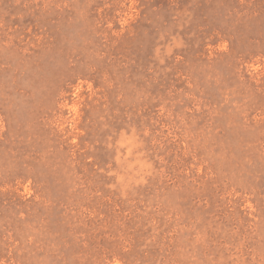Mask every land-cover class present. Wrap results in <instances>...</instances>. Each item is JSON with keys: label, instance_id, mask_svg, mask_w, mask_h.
<instances>
[{"label": "rangeland", "instance_id": "obj_1", "mask_svg": "<svg viewBox=\"0 0 264 264\" xmlns=\"http://www.w3.org/2000/svg\"><path fill=\"white\" fill-rule=\"evenodd\" d=\"M0 264H264V0H0Z\"/></svg>", "mask_w": 264, "mask_h": 264}]
</instances>
